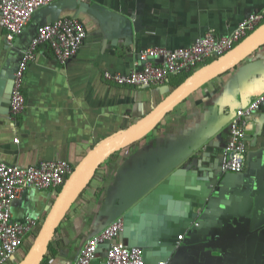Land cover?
Wrapping results in <instances>:
<instances>
[{"label": "crops", "instance_id": "obj_1", "mask_svg": "<svg viewBox=\"0 0 264 264\" xmlns=\"http://www.w3.org/2000/svg\"><path fill=\"white\" fill-rule=\"evenodd\" d=\"M256 13L264 14V0H53L35 13L13 46L7 45L0 26V161L26 167L64 160L74 169L96 145L143 118L195 70L216 58L194 71L170 76L162 86H121L106 80L105 72L127 74L138 69V55L144 50L186 48L208 30L226 36ZM74 14L87 33L80 50L62 64L48 44L39 46L24 76L25 109L13 120L9 109L12 77L23 51L38 27ZM263 91L264 45L191 93L147 136L111 155L66 214L41 264H73L85 242L116 216L119 202L133 187L206 132L214 123L213 107L223 117ZM243 121L245 158L250 154L251 162L248 177L240 175L246 171V160L237 178L221 174L227 124L123 212L125 230L118 241L142 246L145 264H157L168 256L180 234L181 245L200 212L198 206L216 187L219 200L192 238L201 241L215 236L220 218L228 213L264 219V104ZM59 191L29 189L14 201L13 220L33 218L37 225L6 264H18L24 258ZM227 244L230 247L222 260L200 263L264 264L263 238ZM196 251L207 258L202 254L206 248ZM196 251L192 250L193 256ZM218 254V249H212L214 258ZM103 263L97 253L93 264Z\"/></svg>", "mask_w": 264, "mask_h": 264}, {"label": "built area", "instance_id": "obj_2", "mask_svg": "<svg viewBox=\"0 0 264 264\" xmlns=\"http://www.w3.org/2000/svg\"><path fill=\"white\" fill-rule=\"evenodd\" d=\"M53 0H0V26L5 30L8 46H13L17 35L29 24L35 13ZM264 22V14L256 13L243 20L230 34L218 35L208 30L186 48L169 50L162 47L148 48L138 56L141 69L127 74L105 72L104 78L121 86H162L170 76L194 71L211 58H218L231 50ZM86 28L78 17L67 15L38 27L36 35L23 51L13 73L9 109L16 120L25 109L22 94L23 81L29 65L35 60L36 51L48 44L56 59L64 64L80 50ZM137 66V67H138ZM264 104V91L253 101L237 110L229 122L228 139L221 154L220 171L241 173L245 170L246 117L258 111ZM72 167L64 160L41 161L20 167L0 161V264H6L20 249L26 236L37 221L26 218L23 222L12 218V204L25 190H60L72 173ZM123 230V219H115L82 246L73 264H93L100 244L110 242L103 264H144L142 251L118 241ZM183 236H179L181 240ZM159 264H167L160 262Z\"/></svg>", "mask_w": 264, "mask_h": 264}, {"label": "water", "instance_id": "obj_3", "mask_svg": "<svg viewBox=\"0 0 264 264\" xmlns=\"http://www.w3.org/2000/svg\"><path fill=\"white\" fill-rule=\"evenodd\" d=\"M73 16L77 17L75 14ZM57 19L58 18L52 20L51 22H54ZM134 25L138 27L137 22ZM263 45L264 23L258 26L253 32L246 36L231 50L211 61L210 63L205 64L204 66L195 70L143 118L131 124L120 133L111 136L96 145L73 169L72 173L61 187L30 249L18 264L42 263L45 255L48 252L49 244L59 225L64 220L66 214L73 204L78 200L84 190L89 186L103 163L111 155L147 136L157 127V125L168 113H170L178 104L185 100L191 93L195 92L204 84L210 82L219 75L237 66ZM141 67L142 65L138 66L137 70L141 69ZM240 108L241 107L231 108L229 114L220 117L216 113L217 109L213 107L212 112L214 115V123L208 127L206 132L197 138L191 144V146L184 150L173 161L169 162L162 169L155 171L152 175L140 181L137 186L133 187L132 190L121 200V202H119L118 213L108 222V224H110L115 219L122 217L125 210L140 200L176 166H178L187 157L194 153L199 148L200 143L210 136L212 132L225 127L228 124V133L229 122L235 117L237 110ZM245 160L247 166L246 171L240 174L244 178L248 177V174L251 170L250 154L247 155ZM221 174L223 173L221 172ZM229 175L236 176V178L239 176V174L236 173H224V177ZM214 185L216 187V184ZM218 200V187H216L215 189H212V194L209 195V197L206 196L203 198V202L198 206L200 212L195 214V220L192 224L191 230L189 231V236L180 245L179 236H181V234L177 235L175 240L172 241L168 256L157 260V264L160 262H166L167 264H201L200 261L205 262L212 261L214 259H217L214 261H220L223 259V257H225V249L230 247L227 243L232 245L237 243L238 245L242 244V242H245L246 240L255 241L261 240L262 238L264 239V219H254L253 217L245 214H241L239 216L230 215V213H228L229 215L220 218V221L217 225V227L220 228V231L216 232L215 236L209 235L210 239L205 238L201 239V241H198L196 238H192V236L195 234V231L200 229L202 225L206 224L203 223V218H205L206 213L209 212L211 207L215 206ZM122 219L123 230L121 235L125 230V219L123 217ZM208 224L213 225L211 222ZM194 242H198V244L194 246ZM109 245L110 242L100 244L97 248V253L105 258L106 250L108 249ZM127 246L141 249L145 264L144 248L138 244H131ZM199 247L207 249L206 252L202 253L207 258H204L201 254L197 253L196 250H198ZM103 249H105L104 252H102ZM212 249L219 250L217 258H214L212 255ZM192 250L193 252L196 251V253H194L195 257L193 256ZM174 251H176V253L169 263L168 260L171 259L170 257Z\"/></svg>", "mask_w": 264, "mask_h": 264}, {"label": "trees", "instance_id": "obj_4", "mask_svg": "<svg viewBox=\"0 0 264 264\" xmlns=\"http://www.w3.org/2000/svg\"><path fill=\"white\" fill-rule=\"evenodd\" d=\"M263 23H264V22H263ZM187 76H188V75H186L185 78H186ZM48 249H49V251H50V245H49V248H48Z\"/></svg>", "mask_w": 264, "mask_h": 264}]
</instances>
